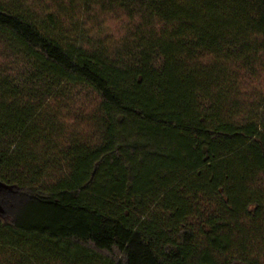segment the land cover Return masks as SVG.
I'll return each mask as SVG.
<instances>
[{
  "label": "trees",
  "instance_id": "obj_1",
  "mask_svg": "<svg viewBox=\"0 0 264 264\" xmlns=\"http://www.w3.org/2000/svg\"><path fill=\"white\" fill-rule=\"evenodd\" d=\"M44 1L0 0V264H264V0Z\"/></svg>",
  "mask_w": 264,
  "mask_h": 264
},
{
  "label": "rangeland",
  "instance_id": "obj_2",
  "mask_svg": "<svg viewBox=\"0 0 264 264\" xmlns=\"http://www.w3.org/2000/svg\"><path fill=\"white\" fill-rule=\"evenodd\" d=\"M44 2L43 6H46V3L44 0H42ZM31 2V0H30ZM95 18H97L96 16H94ZM97 25H99V31L102 33L103 36H107L109 37L111 40H118L123 34H124V26H125V22L123 20L122 17L117 16H112V15H106L103 17H98L97 19L93 20L92 22L87 23V27L90 28V30L95 29L96 27H98ZM91 32V31H90ZM94 33V32H92ZM4 55L0 52V63L1 61H4ZM84 109V108H83ZM82 110V109H80ZM82 112H89V109H87V111H82ZM86 113L84 115V117L86 116ZM74 113L71 111V109L68 110V115H66L65 119H66V123L67 125H70L71 122L73 121V116ZM76 116V115H75ZM84 127L85 124L83 123ZM6 187L2 186L0 187V209L7 212L8 214H11V210L8 206V204L10 203V201L12 200L13 197H11V194H9L7 192V190L3 189Z\"/></svg>",
  "mask_w": 264,
  "mask_h": 264
}]
</instances>
